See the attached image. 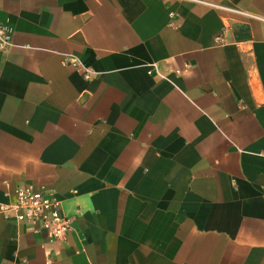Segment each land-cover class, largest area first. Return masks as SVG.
I'll return each instance as SVG.
<instances>
[{
	"label": "crops",
	"instance_id": "crops-1",
	"mask_svg": "<svg viewBox=\"0 0 264 264\" xmlns=\"http://www.w3.org/2000/svg\"><path fill=\"white\" fill-rule=\"evenodd\" d=\"M1 31L0 206L71 222L0 212V264H264V0H0Z\"/></svg>",
	"mask_w": 264,
	"mask_h": 264
},
{
	"label": "built area",
	"instance_id": "built-area-1",
	"mask_svg": "<svg viewBox=\"0 0 264 264\" xmlns=\"http://www.w3.org/2000/svg\"><path fill=\"white\" fill-rule=\"evenodd\" d=\"M237 11L256 17L242 10ZM0 33L3 34L2 31ZM10 40V35L4 33L0 38V46ZM12 196V202L0 206V212L6 218L26 223L37 231L43 230L52 241L65 238L70 228L71 218L62 212L60 203L54 196L44 190H37L31 185L15 188Z\"/></svg>",
	"mask_w": 264,
	"mask_h": 264
}]
</instances>
